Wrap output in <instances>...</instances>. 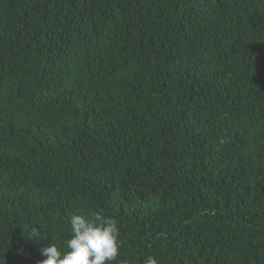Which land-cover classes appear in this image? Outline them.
Masks as SVG:
<instances>
[{
    "label": "trees",
    "instance_id": "16d2710c",
    "mask_svg": "<svg viewBox=\"0 0 264 264\" xmlns=\"http://www.w3.org/2000/svg\"><path fill=\"white\" fill-rule=\"evenodd\" d=\"M92 212L112 264H264V0H0V264Z\"/></svg>",
    "mask_w": 264,
    "mask_h": 264
},
{
    "label": "clouds",
    "instance_id": "9594fccd",
    "mask_svg": "<svg viewBox=\"0 0 264 264\" xmlns=\"http://www.w3.org/2000/svg\"><path fill=\"white\" fill-rule=\"evenodd\" d=\"M70 238L62 251L51 243L42 247L40 253L45 259L39 264H112L120 254V230L117 221L101 212L72 214L69 217ZM31 235L41 237L40 230L33 228ZM127 264V262H124ZM144 264H157L148 256Z\"/></svg>",
    "mask_w": 264,
    "mask_h": 264
}]
</instances>
